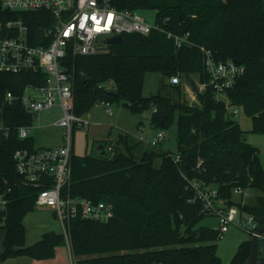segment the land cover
<instances>
[{"label":"trees","instance_id":"trees-1","mask_svg":"<svg viewBox=\"0 0 264 264\" xmlns=\"http://www.w3.org/2000/svg\"><path fill=\"white\" fill-rule=\"evenodd\" d=\"M120 8L157 9L156 20L165 31L189 33L192 45L178 47L166 32L123 35L121 44L96 54H70L73 73L74 112L83 117L103 101L121 102L142 115L151 110V122L168 130L177 121L178 150L145 147V140L121 132L115 142L104 143V154L73 152L72 174L63 192L113 205L107 221L75 216L70 220L71 247L79 261L95 264H221L217 228L199 225L208 214L190 185L197 180L215 185L226 206H237L264 220V166L260 150L246 139V130L227 116L224 100L216 98L205 69V52L218 61L233 60L246 70L226 91L230 105H240L252 119L251 131L264 133V0H120ZM44 12L5 9L0 0V22L23 19L31 42L37 44L45 26ZM147 72L165 79L158 93H143ZM197 74L205 84L201 106L182 98L172 76ZM46 74L25 70L0 71V227L6 230L0 264L27 255L53 257L67 245L63 232H45L31 245L25 242V215L36 208L41 189L26 182L15 167L18 149H34L32 136L21 138L19 128L32 126L35 115L25 109L21 96L30 83L45 84ZM116 86L119 94L105 91ZM165 90V94L162 92ZM11 92L12 100L6 98ZM112 142V143H111ZM113 145V152L107 144ZM179 156V160H175ZM236 187L259 189L253 204L233 198ZM212 215V214H211ZM251 239L238 246L229 264H248Z\"/></svg>","mask_w":264,"mask_h":264},{"label":"built area","instance_id":"built-area-1","mask_svg":"<svg viewBox=\"0 0 264 264\" xmlns=\"http://www.w3.org/2000/svg\"><path fill=\"white\" fill-rule=\"evenodd\" d=\"M120 0H1L2 6L17 12H44L45 26L39 34V41L30 40L29 28L23 19L0 22V71L18 73L25 70H41L46 74L45 84L30 83L22 94L21 101L25 109L35 117L44 109L61 108V116L52 125L64 129L63 144L60 146L22 148L14 153L15 167L29 184L40 187L36 206H50L60 219L62 232L69 249L70 264H95L79 261L72 251L70 242V220L75 216L85 219L107 221L114 216L113 205L91 198L73 197L63 189L69 184L72 174V154L75 148V131L88 122L74 112L73 73L66 64L67 57L88 55L109 51L106 39L115 35L139 33L148 35L154 30L166 32L174 38L176 45H192L189 33L180 35L165 31L154 19L148 23L142 15L144 9H128L118 6ZM205 52V69L210 76V84L216 97L220 92L232 88L236 80L246 70L245 65L233 60L218 61L210 50ZM178 76H172V83H179ZM12 100L9 92L6 96ZM239 108L233 112L238 113ZM111 114V110H108ZM30 126L19 128L21 138L29 136ZM165 132L159 130L152 140L156 145L163 140ZM107 150L113 152V145L107 144ZM176 161L179 156H176ZM196 197L203 202L205 210L220 217L218 232L221 237L230 224L242 215L235 205H218V188L191 180ZM235 193L243 194L240 187ZM7 200L0 195V208H6ZM248 214V213H247ZM247 230L254 233L259 222L248 214ZM150 264H163L153 262Z\"/></svg>","mask_w":264,"mask_h":264},{"label":"rangeland","instance_id":"rangeland-1","mask_svg":"<svg viewBox=\"0 0 264 264\" xmlns=\"http://www.w3.org/2000/svg\"><path fill=\"white\" fill-rule=\"evenodd\" d=\"M148 23L152 24L156 17L157 9L144 8L141 12ZM165 77L158 72H147L145 76V83L143 93L145 96L156 94L160 90V86ZM169 82L170 79L168 80ZM182 87V98L191 106H201L200 93L204 91L205 84L199 81L197 74H191L189 77L183 76L179 80ZM165 94V90L162 91ZM217 99L224 100L229 113L227 116L236 120L240 126L246 130V139L249 143L257 146L260 150V159L264 166V133L251 131L253 127L252 119L248 116L244 108L240 105H230V100L226 92L217 94ZM239 108L238 113H234V108ZM111 110V114L108 113ZM61 108L44 109L39 112L35 117L34 125L30 129L31 134H35L34 128L40 124H49L61 116ZM0 110V141L2 137L3 123ZM89 123L83 128L77 129L75 133V153L84 155L92 153L93 155L99 154L97 146L106 141L115 142V139L121 132H128L134 137L142 138L145 140V147H152L155 149L165 148L170 149L172 152H177V121L168 129L165 130L163 140L159 141L156 145H151L153 137L157 134L159 129L153 126L151 122V110H146L142 115L132 112L129 108L125 107L121 102H108L103 101L96 104L90 112L83 116ZM59 126L51 125L49 128L44 129V134L56 137L58 135ZM111 142V143H112ZM104 144V143H103ZM213 187H216L213 185ZM262 194L259 189L247 188L243 194H237L233 191V198L235 200H243L248 204L256 202L257 198ZM218 205H226L225 199L218 197ZM247 213L243 212L234 223L230 224L227 232L217 241V254L220 256L222 263L229 264L233 255L236 253L238 246L245 239H251L253 233L247 230ZM26 226L25 242L31 245L38 241L42 235L54 230L62 232V224L60 219L55 214V211L50 206H36V208L28 212L24 217ZM199 225L209 226L212 228H219L220 217L214 214L206 215L199 223ZM71 242V240H70ZM5 264H70L69 249L67 245L58 246L55 255L49 258L37 259L27 255L10 258Z\"/></svg>","mask_w":264,"mask_h":264},{"label":"water","instance_id":"water-1","mask_svg":"<svg viewBox=\"0 0 264 264\" xmlns=\"http://www.w3.org/2000/svg\"><path fill=\"white\" fill-rule=\"evenodd\" d=\"M123 35H115L106 39L108 44H121L123 42ZM105 91L111 95L117 96L119 94L118 88L116 86H108ZM98 150H101V154H104L106 150L104 149V144L100 143L97 146ZM264 240V220L260 221L257 228L255 229L251 238V252L248 259V264H258L259 253L261 251V241ZM261 264H264V260Z\"/></svg>","mask_w":264,"mask_h":264},{"label":"crops","instance_id":"crops-1","mask_svg":"<svg viewBox=\"0 0 264 264\" xmlns=\"http://www.w3.org/2000/svg\"><path fill=\"white\" fill-rule=\"evenodd\" d=\"M111 45V44H110ZM108 87V86H107ZM2 117V116H1ZM84 118V117H83ZM88 122V121H87ZM89 123V122H88ZM87 123V124H88ZM33 125H34V123H33ZM33 125L32 126H30V129L33 127ZM52 125V122L51 123H49V124H40L39 126H36V128H34V130H35V134H31V131H30V129H29V135L30 136H32L33 137V139H34V143H35V146L36 147H45V146H60V145H62L63 144V135H64V131L61 129V128H57L58 130V135H56V137H54V136H51V137H53V138H50V136H47L46 134H44L43 132H44V129H46V128H49V126H51ZM75 133H76V131H75ZM156 136V135H155ZM154 136V137H155ZM153 137V138H154ZM1 139H2V137H1ZM153 140V139H152ZM1 142V141H0ZM151 143V145H153L152 144V142H150ZM99 144H100V142H99ZM164 150H169V151H171L170 149H165V148H163ZM74 152H75V148H74ZM99 152L101 153V150H99ZM87 154V153H86ZM5 235H6V230L4 229V228H1L0 227V249H2L3 248V245H4V239H5ZM8 260V259H7ZM6 260V261H7ZM6 261L3 263V264H5L6 263Z\"/></svg>","mask_w":264,"mask_h":264},{"label":"flooded vegetation","instance_id":"flooded-vegetation-1","mask_svg":"<svg viewBox=\"0 0 264 264\" xmlns=\"http://www.w3.org/2000/svg\"><path fill=\"white\" fill-rule=\"evenodd\" d=\"M261 251L259 253V258H258V264H261L262 261L264 260V240L261 241Z\"/></svg>","mask_w":264,"mask_h":264}]
</instances>
